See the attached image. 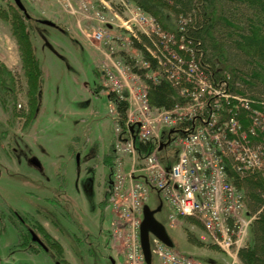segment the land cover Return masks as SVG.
I'll return each mask as SVG.
<instances>
[{"label": "rangeland", "instance_id": "obj_1", "mask_svg": "<svg viewBox=\"0 0 264 264\" xmlns=\"http://www.w3.org/2000/svg\"><path fill=\"white\" fill-rule=\"evenodd\" d=\"M70 1L75 14L58 0H22L33 17L47 16L64 29L28 21L44 72L39 104L29 119L19 45L11 23L0 14V61L16 76L17 108L23 114L12 119L0 106V132L5 133L0 145V209L37 210L64 229L75 246L74 250L67 248L70 264H127L126 243L113 234L115 212L106 197L109 180H113L106 157L117 134L110 112L116 108V98L104 72L114 68L113 61L124 63L123 53L141 57L128 45L131 35L126 26L137 35L151 26L140 22L138 8L123 0H87L93 11H100L108 20L106 25L79 11L80 0ZM11 4L16 5L14 0H0V13L5 14ZM101 26L108 29L114 56H106L108 48L95 39ZM177 150L175 142H170L163 158L172 162ZM115 160L113 153L110 161ZM128 167L126 164V171ZM146 205L156 210L154 216L164 225L176 251L202 264H242L237 256L233 259L214 248L200 222L193 224L185 217L172 221L175 212L157 190H150ZM186 229L204 245L190 242ZM15 238V232L2 221L0 264H52L53 255L15 252L10 247ZM151 264H158L154 255Z\"/></svg>", "mask_w": 264, "mask_h": 264}, {"label": "built area", "instance_id": "obj_2", "mask_svg": "<svg viewBox=\"0 0 264 264\" xmlns=\"http://www.w3.org/2000/svg\"><path fill=\"white\" fill-rule=\"evenodd\" d=\"M58 1L67 12L77 13L70 0ZM79 2V11L86 17L108 23L100 11H93L87 0ZM138 11L140 22L151 26L143 33L152 40L154 48H146L157 59L161 71H152L150 61L141 56L134 59L136 67L145 70L143 75L120 60L113 61L114 68L104 72L117 98L128 103L124 125L119 111L110 110L117 134L109 197L115 212L113 234L124 238L127 264H146L140 226L150 190L155 189L173 208L172 221L179 217L194 218L202 224L207 238L235 259L239 249L249 244L257 214L248 210L245 192L233 182L231 172L264 170V147H258V126L264 130L263 122H258V116H263L255 108L258 101L233 92L227 80L212 79L199 65L192 49L184 44L178 46L190 52L187 59L175 49L177 41L173 34L162 31L152 16L139 8ZM126 28L140 40L130 27ZM109 35L108 29L101 26L95 39L108 48L106 56H114L115 46ZM162 75L179 89L185 103H177L172 109L151 105L147 80L156 84ZM244 111L251 122L247 132L241 121ZM164 129L170 130V142L178 147L170 166L164 164L161 156ZM137 141L144 144L153 141L154 147L142 155ZM150 248L160 264H202L154 235L150 237Z\"/></svg>", "mask_w": 264, "mask_h": 264}, {"label": "trees", "instance_id": "obj_3", "mask_svg": "<svg viewBox=\"0 0 264 264\" xmlns=\"http://www.w3.org/2000/svg\"><path fill=\"white\" fill-rule=\"evenodd\" d=\"M126 1L152 16L156 26L162 31L173 34L177 41L175 49L187 59H190V52L180 50L178 46L184 44L188 49H192L197 62L212 79L217 82L227 80L233 92L258 101L255 108H258L259 114L264 115V0ZM0 14L11 23L12 34L19 45L28 87L29 119L39 104L44 75L28 25L32 18L12 4L5 14ZM139 38L140 40L131 36V45L144 59L150 61L152 71H161L157 59L153 58L146 48H154L152 40L144 33L139 34ZM234 53L238 55L234 56ZM122 57L124 62L139 74L145 73V70L136 67L134 57L125 53ZM147 84L150 102L155 108L172 109L177 103L186 102V99L179 95V89L164 75L158 83L147 80ZM15 86L17 88L15 74L0 61V105L12 119L23 115L18 112ZM111 95L116 98V107L124 125L128 103L118 99L115 93ZM262 120L263 118L258 116V122ZM241 121L246 132L249 131L251 122L247 112H243ZM170 135V130L162 131L161 139L164 145L170 142ZM260 145L264 147V130L258 126V147ZM153 147V141L146 144L137 141V149L142 155ZM164 151L165 148L161 150L162 157L165 156ZM113 153L115 151L112 146L111 153L106 157V162L111 167L110 174L114 165V161H110ZM163 161L167 166L174 162L164 158ZM231 174L233 182L245 192L248 210L257 214L251 227L249 244L239 249L238 258L242 264H264V170L258 169L245 174L234 171ZM187 220L199 224L193 218L187 217ZM186 231L190 242L204 245V242L197 239L188 229ZM212 246L219 248L215 244Z\"/></svg>", "mask_w": 264, "mask_h": 264}, {"label": "flooded vegetation", "instance_id": "obj_4", "mask_svg": "<svg viewBox=\"0 0 264 264\" xmlns=\"http://www.w3.org/2000/svg\"><path fill=\"white\" fill-rule=\"evenodd\" d=\"M19 111L18 109V112ZM4 137V131L0 132V145L4 142ZM112 174H110L111 178H113ZM109 182L108 192H110L112 188L113 180H109ZM62 214L64 215L63 212ZM2 221H5L8 227L15 232V241L10 246L15 252L30 256H38L41 254L48 257L53 255L51 256L52 264H70L71 260L69 256H67V248L68 251H70L72 247L75 248L71 242V237L64 229H60L55 222L49 220L47 216L41 214L37 210L29 211L7 207L6 209H0V223ZM74 248L72 249L74 250ZM76 256H78L77 252Z\"/></svg>", "mask_w": 264, "mask_h": 264}, {"label": "water", "instance_id": "obj_5", "mask_svg": "<svg viewBox=\"0 0 264 264\" xmlns=\"http://www.w3.org/2000/svg\"><path fill=\"white\" fill-rule=\"evenodd\" d=\"M20 10H22L27 16H29L26 6L22 0H14ZM42 23L54 26L55 23L48 19L41 20ZM36 164H39L37 160H33ZM156 210H152L148 205L144 206L143 219L140 226V242L142 250L145 256L147 264L152 262V253L150 249V235L158 237L167 246L173 247V242L169 238L165 231L164 225L158 221L154 214Z\"/></svg>", "mask_w": 264, "mask_h": 264}, {"label": "crops", "instance_id": "obj_6", "mask_svg": "<svg viewBox=\"0 0 264 264\" xmlns=\"http://www.w3.org/2000/svg\"><path fill=\"white\" fill-rule=\"evenodd\" d=\"M31 15V14H30ZM33 16L31 15V18H32ZM44 16H42V17H39V16H37V17H33L32 19H35V21H38V22H40L42 25H44V26H49V27H54V28H56V29H61V30H63L64 31V29L61 27V26H59L55 21H52V22H54L55 23V25L54 26H52V25H48V24H45V23H42L41 22V20H43V19H48V18H45V17H47V16H45L44 18H43ZM48 20H50V19H48ZM81 42V41H80ZM82 43V42H81ZM5 64V63H4ZM6 65V64H5ZM234 262H236V261H234ZM234 262H233V264H234ZM157 263L159 264V262L157 261Z\"/></svg>", "mask_w": 264, "mask_h": 264}]
</instances>
